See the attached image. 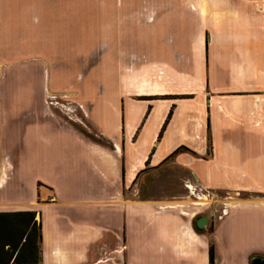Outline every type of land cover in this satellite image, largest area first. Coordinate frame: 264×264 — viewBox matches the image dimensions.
Returning a JSON list of instances; mask_svg holds the SVG:
<instances>
[{
    "label": "crops",
    "instance_id": "1",
    "mask_svg": "<svg viewBox=\"0 0 264 264\" xmlns=\"http://www.w3.org/2000/svg\"><path fill=\"white\" fill-rule=\"evenodd\" d=\"M54 14L0 0V213L35 214L39 264H264V0H150L106 31ZM162 96L185 98L141 99ZM178 147L192 186L238 193L209 231L206 206L124 196Z\"/></svg>",
    "mask_w": 264,
    "mask_h": 264
},
{
    "label": "rangeland",
    "instance_id": "2",
    "mask_svg": "<svg viewBox=\"0 0 264 264\" xmlns=\"http://www.w3.org/2000/svg\"><path fill=\"white\" fill-rule=\"evenodd\" d=\"M149 1L150 0H53V8L54 13L59 16V23L61 24L63 22L64 26H70V23L74 20L78 21L79 25L84 26L86 29L99 27L106 31V29H108L111 11H116L118 16H123L124 12H126L132 16L134 25H138L143 6ZM120 11H123V13L121 14ZM73 14H77L78 18H73ZM56 21L57 20L54 18V22ZM119 21L120 18L117 17V22ZM59 104L61 105L62 102L56 99L52 100V105L57 108L68 122L75 124L76 127L88 134H92L86 126L82 125V120L76 109L68 105L65 107L67 110V112H65L64 108H61ZM65 113L67 116H65ZM189 182V178L183 170L167 162L154 171L146 170L140 174L134 182L135 186H133V189L124 193V196L129 199L150 198L166 200L171 203L176 202L172 204L173 206H171V208L179 209L184 212H193L196 210V207L202 206L199 204L206 203V207L200 210L196 217L202 216L206 219V224L208 226L207 231H209L211 230V225L217 222V214L227 207L226 204L231 198L238 197V193L206 192L192 186ZM180 198H186V204H191L190 202H193V204L197 205H189L184 209L179 208L178 206H182V204L179 203ZM194 221L192 222V226H194Z\"/></svg>",
    "mask_w": 264,
    "mask_h": 264
},
{
    "label": "trees",
    "instance_id": "3",
    "mask_svg": "<svg viewBox=\"0 0 264 264\" xmlns=\"http://www.w3.org/2000/svg\"><path fill=\"white\" fill-rule=\"evenodd\" d=\"M185 97L162 96L141 98L142 100L182 99ZM139 99V100H141ZM172 111L170 107L160 127L157 138L166 125ZM88 139L95 143L102 144L100 138L93 134L80 130ZM183 147L172 151L163 163L170 162L172 158L185 152ZM146 165V163H145ZM35 214L29 211L0 213V264H39L40 263V232L38 223L35 221ZM195 232H198L194 228ZM208 264H213V248L210 244L207 251Z\"/></svg>",
    "mask_w": 264,
    "mask_h": 264
},
{
    "label": "bare ground",
    "instance_id": "4",
    "mask_svg": "<svg viewBox=\"0 0 264 264\" xmlns=\"http://www.w3.org/2000/svg\"><path fill=\"white\" fill-rule=\"evenodd\" d=\"M191 204H185L184 206L182 205V206H178L179 208H185L186 206H189V205H197V204H193V202H190ZM199 205H202V206H206V203H201V204H199ZM190 209H192L191 207H189ZM188 208V209H189ZM195 208V207H194ZM202 208V207H201ZM193 210V209H192ZM195 210V209H194ZM197 210V209H196ZM196 210L195 211H193V212H184V213H186V215H188V216H191L192 217V215H194L195 213H196ZM72 256V255H71ZM56 257V256H55Z\"/></svg>",
    "mask_w": 264,
    "mask_h": 264
},
{
    "label": "built area",
    "instance_id": "5",
    "mask_svg": "<svg viewBox=\"0 0 264 264\" xmlns=\"http://www.w3.org/2000/svg\"><path fill=\"white\" fill-rule=\"evenodd\" d=\"M60 105V104H59ZM62 105H64L63 103L60 105V107L61 108H64V110H65V112H67V110H66V106L64 105V106H62ZM48 201L49 202H51V201H53V199L52 198H49L48 199ZM226 213V210L225 209H222L218 214H217V219H219V218H221L222 216H224V214Z\"/></svg>",
    "mask_w": 264,
    "mask_h": 264
},
{
    "label": "flooded vegetation",
    "instance_id": "6",
    "mask_svg": "<svg viewBox=\"0 0 264 264\" xmlns=\"http://www.w3.org/2000/svg\"><path fill=\"white\" fill-rule=\"evenodd\" d=\"M198 219H199V217H198ZM198 221V220H197Z\"/></svg>",
    "mask_w": 264,
    "mask_h": 264
},
{
    "label": "water",
    "instance_id": "7",
    "mask_svg": "<svg viewBox=\"0 0 264 264\" xmlns=\"http://www.w3.org/2000/svg\"><path fill=\"white\" fill-rule=\"evenodd\" d=\"M198 225V224H197ZM197 227H199V226H197Z\"/></svg>",
    "mask_w": 264,
    "mask_h": 264
}]
</instances>
